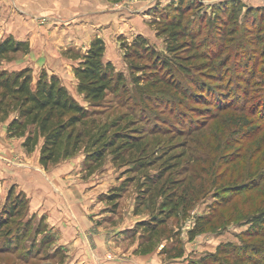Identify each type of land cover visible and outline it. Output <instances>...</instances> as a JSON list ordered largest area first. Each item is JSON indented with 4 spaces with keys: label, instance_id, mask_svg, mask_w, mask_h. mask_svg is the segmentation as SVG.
I'll use <instances>...</instances> for the list:
<instances>
[{
    "label": "rangeland",
    "instance_id": "374dc122",
    "mask_svg": "<svg viewBox=\"0 0 264 264\" xmlns=\"http://www.w3.org/2000/svg\"><path fill=\"white\" fill-rule=\"evenodd\" d=\"M108 1L131 5L152 1L149 34L141 37L162 58L183 59L191 79L202 88L188 84L174 68H161L160 76L179 83L182 89L161 86L141 97L143 89L133 85L122 49L136 37H114L107 41L105 62L111 64L116 59V72L127 79L120 93L109 94L102 106L92 109L74 83L66 84L74 99L96 113L98 125L116 123L121 133L134 129L131 137H142L140 143L148 155L157 157V163L138 171L132 163L115 164L108 155L94 169L83 147L73 158L50 166L49 171L73 167L70 176L79 194L71 199L87 216L94 208L102 211L99 224L115 226L116 240H123L125 250L137 248L140 264H193L228 243L264 246V229L253 225L264 219V0ZM181 1L185 24L196 39L188 51L174 56L154 22ZM88 47L61 49V54L76 67ZM39 55L30 48L28 54L0 59V71L31 69L27 59L33 57L36 62ZM211 66L215 70L207 71ZM31 71L35 86L46 70L38 76V70ZM159 174L164 180L158 186L168 179L167 192H175L176 203L183 201L191 207L187 213L183 206L176 208L178 211H162L164 198L158 197L153 187L143 192L148 180ZM11 190L12 201L20 193ZM115 191L120 196L112 199ZM9 194L0 187V211L7 205ZM27 201L20 214L0 230V264H67L68 251L61 235L55 236L46 217L33 213L29 198ZM201 219L209 224L193 237L191 233ZM149 223L158 225L151 234L146 227ZM92 229L83 227L85 241L94 240Z\"/></svg>",
    "mask_w": 264,
    "mask_h": 264
},
{
    "label": "trees",
    "instance_id": "16d2710c",
    "mask_svg": "<svg viewBox=\"0 0 264 264\" xmlns=\"http://www.w3.org/2000/svg\"><path fill=\"white\" fill-rule=\"evenodd\" d=\"M182 3L183 1L178 6L167 8L154 22L158 35L166 38L168 52L174 56L188 51L191 45L194 46L196 39L195 33L185 24L186 13ZM228 18H231L230 15ZM122 49L125 51V61L133 85L143 89L141 97L145 98V93L154 92L161 86L173 87L174 91L182 89L179 83L160 76L161 68L164 71H172L174 68L185 76L188 84L202 88L198 81L191 79L183 59L176 57L179 61H174L162 58L148 45L144 37H136L130 45L124 43ZM29 51L28 42L13 38L0 40V59L17 53L28 54ZM105 55V42L95 38L85 55L78 58V65L73 68L78 82L77 92L92 109L102 106L109 94L120 93L127 82L123 74L117 73L112 64L105 62ZM213 70L214 66L207 67V71ZM95 114L74 99L55 76L42 72L34 86L31 69L13 73L0 71V124L9 123L8 138L23 140L22 147L30 155L36 152L43 141L39 163L44 169L47 170L61 160L73 158L83 147L87 153L86 160L95 166L94 169L99 168L108 155H112L115 164L122 166L132 163L138 171H146L157 163V157L148 155V150L140 143L142 137H131L130 133L134 129L127 128L126 133H121L117 131L119 126L116 123L98 125ZM137 154L138 158H133ZM163 180L164 176L160 174L149 179L143 187L147 189L143 192H149L153 187L157 196L164 198L162 211H178L176 208L183 206V212L187 213L191 207L183 201L176 203L175 192H167L168 179L158 186ZM115 192L110 196L112 199L120 196L117 193L119 191ZM12 193L11 190L7 205L0 211V230L27 206L25 194L20 193L11 201ZM155 222L159 223L160 220L156 219ZM208 224L205 219H201L191 235L194 237L202 234ZM253 225L264 229V219L254 221ZM156 226L158 225L155 223L146 225L149 232ZM193 264H264V246L237 247L231 243L222 244L215 254Z\"/></svg>",
    "mask_w": 264,
    "mask_h": 264
},
{
    "label": "crops",
    "instance_id": "0c3cea01",
    "mask_svg": "<svg viewBox=\"0 0 264 264\" xmlns=\"http://www.w3.org/2000/svg\"><path fill=\"white\" fill-rule=\"evenodd\" d=\"M152 4V1L131 5L112 4L108 0H0V37L30 43L32 53H40V59L36 62L33 57L27 59L28 67L38 70L37 76L45 68L49 76L57 77L72 92L66 81L78 84L73 72L75 62L65 59L61 49L88 47L95 38L102 39L107 48V41L114 37L147 36ZM111 64L118 67L116 59ZM8 124H0V187L5 192L15 188L18 194L24 193L32 212L46 217L52 233L61 235L68 251L67 264L142 263L137 248L125 250L123 240H116L115 226L99 224L103 220L102 211L89 208L93 210L87 216L71 199L79 194L70 176L73 167L44 169L39 163L43 141L30 155L22 147L23 140L8 138ZM83 227L93 228L94 240H84Z\"/></svg>",
    "mask_w": 264,
    "mask_h": 264
},
{
    "label": "built area",
    "instance_id": "2783aa9c",
    "mask_svg": "<svg viewBox=\"0 0 264 264\" xmlns=\"http://www.w3.org/2000/svg\"><path fill=\"white\" fill-rule=\"evenodd\" d=\"M108 258H111V256H109Z\"/></svg>",
    "mask_w": 264,
    "mask_h": 264
}]
</instances>
